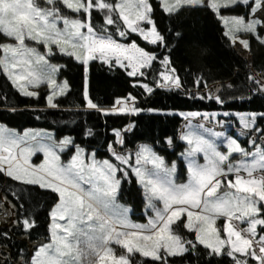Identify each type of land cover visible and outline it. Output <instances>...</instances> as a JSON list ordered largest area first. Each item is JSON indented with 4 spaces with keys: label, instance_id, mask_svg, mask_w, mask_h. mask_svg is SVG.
<instances>
[{
    "label": "snow or ice",
    "instance_id": "obj_1",
    "mask_svg": "<svg viewBox=\"0 0 264 264\" xmlns=\"http://www.w3.org/2000/svg\"><path fill=\"white\" fill-rule=\"evenodd\" d=\"M184 6L212 11L233 45L239 41L244 48L250 47L240 34L254 35L264 44V0H161L162 10L170 15ZM236 7L247 11L234 14ZM153 12L151 0H0V36L4 37L0 75L21 95L37 102L40 87L46 86V109L59 110L58 98L69 93L70 82L59 79L67 65L54 63L53 58L66 55L84 68V103L79 108L105 115H167L168 107H141L143 102L138 103L140 98L131 93L118 98L115 105L102 107L91 97L87 75L89 62L98 59L110 70L123 69L149 97L160 90L183 89L173 60L174 46L159 30ZM94 15L101 19L94 20ZM136 37L163 50L140 46ZM206 51L200 48L193 55L202 57ZM157 62L163 70L153 75ZM149 76L152 80L144 82ZM250 80L256 87L247 97L225 98L220 89L202 93L200 78L195 81L196 93L183 91L186 98L214 100L227 109L229 100L251 102L257 95L264 99V79L250 76ZM0 95L4 105L0 111H41L27 105L19 109L9 103L7 92ZM188 115L208 122L216 117L217 125L221 124L216 112ZM222 115L231 113L224 110ZM259 120H264V111L242 116V130L235 136L204 125L188 124L182 129L179 139L185 148L179 158L186 162L187 182L176 180L178 160L168 164L156 150L157 145L172 147L175 137L140 143L131 150L123 133L116 130L115 138L100 146L108 155L100 157V148L77 143L71 131L57 139L54 131L20 133L0 121V174L31 186L20 191L43 190L51 200L49 242L39 244L30 260L21 250V264H176L175 257L183 259L189 253L206 257V264L223 257L229 258V264H264V126L257 127ZM134 127L130 123L124 131ZM83 136L87 140L95 133L86 127ZM240 136L247 138V146ZM37 155L42 157L39 163L33 161ZM133 176L145 201L146 222L131 219L134 205L121 200L123 184H131ZM185 214L186 221L181 219ZM22 223L26 231L38 226L33 216ZM181 226L193 238L186 237Z\"/></svg>",
    "mask_w": 264,
    "mask_h": 264
},
{
    "label": "trees",
    "instance_id": "obj_2",
    "mask_svg": "<svg viewBox=\"0 0 264 264\" xmlns=\"http://www.w3.org/2000/svg\"><path fill=\"white\" fill-rule=\"evenodd\" d=\"M154 8V20L158 24L159 30L167 36L170 47H173V60L175 67L179 72V76L183 82V89H190L188 80V67L185 57L175 50L176 43L181 37L180 31L174 29L171 23V15L162 10L159 0H151ZM243 7L232 9V13L244 14L247 10ZM67 11V10H66ZM94 20H100L99 15H94ZM214 30L221 45L228 52L230 59L238 65L240 71L238 76L241 84L247 89V97L250 91L256 87L250 80V72L246 61L236 53L230 40L225 37V29L218 18L215 19ZM177 33H180L177 36ZM261 35H264V30H261ZM243 38L249 42H259L254 35L242 34ZM4 37L0 36V40ZM140 46L146 47L149 50L155 49V46L147 44L139 37H136ZM264 45V44H263ZM161 51V49H155ZM2 55V52H0ZM53 62L67 65V68L59 76V78H67L70 82L69 93L63 97H59L61 109H46V101L43 97L48 90L45 86L40 88L41 98L37 102L35 98H28L21 95L15 90L6 77L0 75V93L7 92L8 101L10 104L16 105L19 109H23L26 105L30 107H39L41 111H17L15 113L0 111V121L5 123L10 128L22 131L25 128H40L44 130L54 131L57 139L71 131V134L77 138V143L84 142L85 146L100 148L105 140H113L114 130H120L123 133V138L127 142L128 148H133L139 143H152L156 139H163L165 136L175 137V146L168 149L166 145H157V152L166 157L167 161L178 160L179 167L184 170L180 153L183 151L185 144L177 141V133L182 116L180 112H216L222 113L228 110L233 113H249L250 111H264V99L259 95L251 100V102L228 101L227 109H222L221 106L214 100H200L186 98L183 89L168 92L165 90L157 91L154 96H150L140 86H134L133 78L127 76L123 69H109V66L104 62L94 59L89 62L88 81L90 86L91 97L104 108L115 105L118 98L128 97L129 93L139 97L138 103L141 107L148 106H166L171 111L165 114L156 113H119L105 115L97 110L79 108V105L84 103L82 91L84 82V68L80 62L70 59L66 55L57 54L53 58ZM163 70V66L157 62L152 69L153 75ZM196 77L197 75L194 74ZM152 76H149L144 82H150ZM192 92V91H191ZM193 93V92H192ZM239 97L240 95H236ZM147 97V99H146ZM0 100L3 96L0 95ZM4 105L0 104V108ZM39 116L41 119H37ZM232 118V117H231ZM130 123L135 127L131 132L124 131ZM86 127L93 129L95 136L90 139H85L83 131ZM244 142V141H243ZM246 145L245 143H242ZM108 153L100 148L99 156L105 157ZM23 185L21 182L14 181L5 174H0V192L9 200L15 207V224L8 227H0V264H15L21 262V250L26 258L30 260V251L27 242H36L38 240H49V208L51 205L50 198L43 190H33L31 192H22ZM121 200L134 205L133 217L143 218L141 211L144 205L141 191L135 184V177L132 178V183L125 182L123 184V193ZM138 212V213H137ZM1 213V208H0ZM33 216L38 221V226L26 231L23 227V219ZM20 221L17 224V221ZM188 238H193L187 230L180 229ZM7 232L9 238L5 239L3 233ZM25 238V239H23ZM203 251V246H200ZM2 249H6L4 252ZM150 259V258H149ZM176 264H206V257L197 258L194 254H185L183 259L179 256L174 258ZM211 264H229V258H214Z\"/></svg>",
    "mask_w": 264,
    "mask_h": 264
},
{
    "label": "rangeland",
    "instance_id": "obj_3",
    "mask_svg": "<svg viewBox=\"0 0 264 264\" xmlns=\"http://www.w3.org/2000/svg\"><path fill=\"white\" fill-rule=\"evenodd\" d=\"M160 4H161V0ZM43 3V0H41ZM246 10V9H244ZM235 14V13H234ZM217 17L206 7H188L184 6L177 13L171 14V23L177 31H180L181 37L176 43L175 50L182 54L186 61L188 67V80L190 84V89L193 93L197 92V86L195 81L200 78L201 86L199 91L202 93H215L217 89L223 93L225 98L232 95H246L247 89L241 84L238 73L240 68L236 62L232 61L228 55V52L221 45L218 36L215 33V19ZM223 25L222 21H220ZM224 27V26H223ZM225 29V28H224ZM264 30V29H261ZM226 31V29H225ZM242 35V34H240ZM233 45V44H232ZM236 53L240 55L247 63V67L250 72V76L256 77V79H264L262 74H264V45L260 42H250L249 48H244L243 45L237 41L233 45ZM200 48L207 49L206 53L202 56H194L193 52H199ZM44 51L43 48H41ZM58 63V62H54ZM61 65V64H60ZM194 74L197 76L195 77ZM61 81L64 78H59ZM42 87V86H41ZM40 87V88H41ZM46 87V86H45ZM47 88V87H46ZM48 90V89H47ZM40 91V89H39ZM203 113H213V112H200ZM131 114V113H128ZM247 113H233L228 117H224L222 113H218V119L221 122L220 125H217L216 117L213 118L211 122H208L206 119H203L202 116H189L188 113H184L182 116V122L178 128L177 141L179 139L182 129H185L188 124H191L194 128L198 125H204L208 128H215L216 131H224L230 135H237L242 130L241 117L246 116ZM232 117V118H231ZM264 126V120H259L257 127ZM128 127V126H127ZM126 127V128H127ZM125 128V129H126ZM14 129V128H13ZM25 129H34V130H44L40 128H25ZM22 131L17 130L20 133ZM116 130H114L115 132ZM244 141V142H243ZM183 142V141H181ZM240 142L248 144L247 138L240 136ZM259 143V141H257ZM185 144V142H183ZM140 144V143H139ZM138 145V144H137ZM137 145L131 150H135ZM175 146L168 147L171 149ZM185 148V147H184ZM184 150V149H183ZM39 155L33 157V161L36 163L40 162ZM238 159V156L234 157ZM167 161V160H166ZM172 161H167L168 164H171ZM132 162H135L134 152ZM202 161V156L200 158ZM184 170H181L178 167L176 173L177 182H187V172H186V162L182 159ZM145 167H151L150 165H145ZM125 202V201H123ZM0 227L2 226H12L15 224V207L14 205L6 199V197L0 192ZM138 213V212H137ZM133 211L130 213L131 219L136 222H146L147 213L145 211V202L141 211L143 218H137L132 216ZM182 220L186 221V214L181 217ZM223 221H218V224L222 225ZM226 235V234H225ZM25 239V238H23ZM49 240H38L36 242H27L28 249L31 255L34 254L35 248L41 243H47ZM119 251V246H114ZM4 252H7L6 249H2ZM0 258L3 259V256L0 254ZM15 264H21V262H16Z\"/></svg>",
    "mask_w": 264,
    "mask_h": 264
}]
</instances>
